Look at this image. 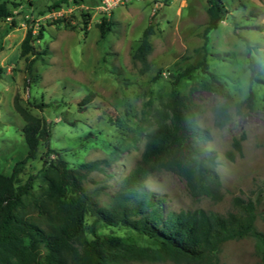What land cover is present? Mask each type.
Segmentation results:
<instances>
[{"label":"rangeland","instance_id":"374dc122","mask_svg":"<svg viewBox=\"0 0 264 264\" xmlns=\"http://www.w3.org/2000/svg\"><path fill=\"white\" fill-rule=\"evenodd\" d=\"M208 1L0 0L13 15L0 18V67L5 69L0 80V171L9 174L26 153L25 122L15 110L16 96L32 113L47 120L51 148L61 151L70 167L116 154L103 172L91 174L86 182L106 204L139 164L146 144L142 138L130 145L133 126L119 114L122 106H131L139 119L147 112L153 122L157 111H165L178 76L204 59L227 84L235 103L240 102L248 91L252 63L260 66L259 78L264 80V0H222L223 19L206 37ZM87 15L90 21L85 31ZM104 18L114 26L101 40L98 25ZM149 25L155 26V35L150 67L144 71L133 55ZM31 28L36 38L44 30V39L34 42L37 51H51L47 64L34 62L33 76L28 74L27 60L34 57L21 56V45ZM205 79L206 75L197 72L183 78L177 89L188 91L193 82ZM252 87L260 110L237 116L233 105L232 120L223 129L217 127L215 113L223 99L208 92L194 94L201 108L198 125L210 133L207 148L217 155L222 199L193 198L180 177L156 172L146 186L165 197L167 210L225 215L234 210L235 198L252 200L258 206L257 229L264 233V85L254 83ZM90 94H94L93 101L80 112L79 103ZM41 104L49 107L41 110ZM242 136V156L235 154L231 160L227 153L233 151L234 139ZM123 146L128 150L118 151ZM45 153L41 147L38 159L27 164L23 181L42 169ZM101 233L131 238L140 247L151 246L148 239L125 229L104 228ZM219 257L222 264H262L252 237L226 243Z\"/></svg>","mask_w":264,"mask_h":264},{"label":"trees","instance_id":"16d2710c","mask_svg":"<svg viewBox=\"0 0 264 264\" xmlns=\"http://www.w3.org/2000/svg\"><path fill=\"white\" fill-rule=\"evenodd\" d=\"M208 4L206 37L219 28L223 19V1L209 0ZM12 16L7 4L0 3V18ZM84 21L86 31L90 16H85ZM112 26L114 23L106 18L98 25L101 40L106 39ZM154 35L155 26L149 25L133 55L144 71L150 67ZM43 39V29L36 38L31 28L21 45L22 57H34L27 60L29 76H33L35 61L47 64L51 55L49 49L37 51L34 42ZM244 41L250 47L249 41ZM251 69L248 91L238 103L204 59L178 76L165 111H157L153 122L147 112L139 119L131 106H122L119 114L133 126L130 145L142 138L146 144L139 164L108 204L99 193L90 191L86 182L91 174L103 172L116 154L70 167L61 151L51 148L52 132L47 120L32 113L16 96L15 110L25 122L26 153L11 166L9 174L0 171V264H157L169 260L179 264H222L219 256L224 245L249 237L255 239L264 264V233L257 229L258 206L252 200L235 198L234 210L225 215L205 210L176 212L167 210L165 197L146 186L151 175L166 171L184 180L193 198L222 199L217 155L207 148L210 133L198 125L201 108L194 94L208 92L223 99L215 110L216 125L223 129L232 120L233 105L237 116L262 107L252 87L254 83L264 85L259 78L261 68L252 63ZM197 72L207 79L193 82L188 91L177 89L183 78ZM4 74L5 69L0 67V80ZM161 74L153 81H158ZM93 98L94 94H90L83 99L79 111L84 112ZM46 107L49 106H38L41 110ZM244 139L245 136L234 139L228 158L242 156ZM41 147L46 148L41 156L42 169L23 181L21 174L29 162L38 159ZM117 149L128 150L126 146ZM104 228L125 229L148 239L151 246L140 247L131 238L103 234Z\"/></svg>","mask_w":264,"mask_h":264},{"label":"built area","instance_id":"2783aa9c","mask_svg":"<svg viewBox=\"0 0 264 264\" xmlns=\"http://www.w3.org/2000/svg\"><path fill=\"white\" fill-rule=\"evenodd\" d=\"M105 2H107V3H109V4H110V3H111V4H115V3L117 4V3H119V0H116V1H115V0H105Z\"/></svg>","mask_w":264,"mask_h":264}]
</instances>
